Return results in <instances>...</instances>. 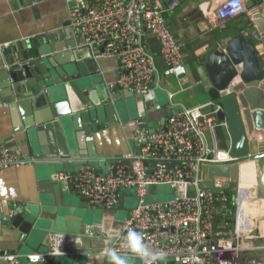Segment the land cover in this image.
I'll use <instances>...</instances> for the list:
<instances>
[{"label": "built area", "instance_id": "2783aa9c", "mask_svg": "<svg viewBox=\"0 0 264 264\" xmlns=\"http://www.w3.org/2000/svg\"><path fill=\"white\" fill-rule=\"evenodd\" d=\"M66 2L76 48H88L93 58H107L118 64L116 80L107 85L110 92L129 91L143 97L160 76L184 81L186 69L181 44L166 22V14L176 8V1L168 6L154 0ZM200 11L213 27L249 14L244 0H216L211 6L203 5ZM146 33L159 43V55L165 63L162 72L154 55L148 51ZM253 38L263 41L260 33L253 34ZM9 47L4 44L0 50ZM167 102L168 114L162 125L134 131L133 152L106 159L107 165L102 171L87 164L76 172L62 171L55 176L64 191L105 210L122 206L128 192L134 191L137 205L128 211L119 234L115 238L99 239L103 247L92 249L88 262L107 260L103 252L108 246L126 253L121 243L123 234L134 229L143 234L151 250L166 253L165 260L157 264H264V234L259 223L264 214L246 218V226L240 222L241 194L246 193L247 200L254 199L253 187L244 190L240 186L239 168L243 162L252 160V155L236 159L229 149H220L216 132L223 123L215 116L221 109L217 102L190 108L177 102L172 93L167 94ZM205 107H211L212 111L204 114ZM249 139L256 142L259 137ZM259 145L262 151L259 149L257 154H264V144ZM51 158L21 157L0 143V172L43 160L53 161ZM231 166L238 168L234 190L229 188L228 179H206L209 167ZM205 182H210L211 186L204 187ZM160 185L175 189L178 198L147 203L149 190ZM232 191L235 192L234 205L229 198ZM189 193L193 196L188 197ZM49 239L50 247L45 253L26 256L15 251L2 253L0 262L21 264V258H25L27 264H46L51 258L73 255V246L95 240L97 235L94 230H85L78 235L54 233ZM132 260L136 264H148L138 256Z\"/></svg>", "mask_w": 264, "mask_h": 264}, {"label": "crops", "instance_id": "0c3cea01", "mask_svg": "<svg viewBox=\"0 0 264 264\" xmlns=\"http://www.w3.org/2000/svg\"><path fill=\"white\" fill-rule=\"evenodd\" d=\"M154 1L162 6L177 2L176 8L167 12L166 22L181 44L183 63L186 69L184 81L174 77L161 76L155 79L153 83L156 89L163 91L166 98L168 93H172L177 102L190 108L200 107L211 102L208 97L210 84L204 68L206 58L213 51H223L229 41L238 34L246 35L253 44L256 54L259 56L260 68L264 69V43L262 40L253 38V34L259 32L252 23L258 12L264 19V0H244L249 8V14L240 15L215 27L208 19L203 18L200 10L203 5L211 6L216 0ZM250 9H256V11L252 12ZM46 35H55L57 44L61 45L73 40L68 22L66 0H0V46L9 44V48L17 47L20 41ZM145 41L148 51L154 55L155 63L159 71L162 72L165 69V63L159 55L158 41L149 33H146ZM39 42L44 47L47 46L44 38L39 39ZM67 52L68 50L61 53L50 54L49 52L43 57V60L52 59L53 56L63 55ZM89 61L91 63L85 66L88 72L83 68L85 74L81 76L77 87L84 88L93 95L94 99L99 98L100 91L107 90L110 94L117 93L110 92L107 88V85L114 82L118 76L117 62L107 58L93 57ZM63 63H66L65 57L58 59L52 69L62 72ZM67 65L72 66L71 63H67ZM78 65L79 63L76 66L79 67ZM2 83L0 79V143L15 155L31 159L38 158L37 155L44 152L41 147V133L31 132L24 128L19 132L14 131L8 105L3 104L7 101L4 100L5 96L1 95L4 92L1 89ZM64 85L69 86L68 83ZM64 85L60 87L62 100L66 98ZM68 95L72 101H76L75 91L69 90ZM130 104L133 110L127 118L133 120L122 124L118 123L117 126L97 134L72 130L70 133H66L65 137L72 144L74 143L73 150L77 155L75 159L70 157V160L66 162L71 170H62L63 166L59 165L61 160H43L36 164L16 166L0 172V254L13 252L11 248L14 239L18 236L11 228L9 219L13 217V209L19 212L24 221H30L34 227V229L32 227L30 236L21 240L28 241L30 248H23L20 255L31 254L29 249L32 250V253H45L50 247L49 238L54 233L78 235L85 230H94L97 239L86 240L82 244L93 242L96 247L102 244L99 239L115 238L119 234L121 224L127 217L121 214L119 210L121 206L114 210L91 207L89 203L84 202V198L64 191L61 185L55 181V176L62 171L76 172L81 164L89 162L94 163L102 171L107 165L106 159L133 152V133L141 124H137L140 119L137 120L134 117L137 112L136 106L132 102ZM158 106L156 101L146 103L144 106L146 114L144 125L148 129L162 125L168 114L167 107L160 110ZM127 110L129 109L127 108ZM59 133L64 140L61 132ZM76 134L79 137L76 138ZM216 135L219 146L224 148L221 131L217 129ZM249 137L251 136L248 135V139ZM257 141L251 142L252 145L249 146L252 149L250 151L249 148V154L252 156L262 151L259 143L264 144V136L259 137ZM256 167L254 161H250L249 165L244 166L241 188L247 189L253 186L252 179L258 176L255 173ZM251 192L254 194L253 189ZM129 195L128 193L126 198H130L131 195ZM246 196V193L241 194L243 204L247 202L248 205V203L256 202H248ZM263 201L258 203H263ZM124 204L125 202L122 206ZM88 264H110V261L99 260L95 263L88 262ZM131 264H136V262L132 260Z\"/></svg>", "mask_w": 264, "mask_h": 264}, {"label": "water", "instance_id": "95a60500", "mask_svg": "<svg viewBox=\"0 0 264 264\" xmlns=\"http://www.w3.org/2000/svg\"><path fill=\"white\" fill-rule=\"evenodd\" d=\"M250 10L256 11V9ZM258 13L252 23L255 29L263 35L262 42L264 43V19ZM41 38L45 39L47 46L41 45L39 42ZM55 38V35H46L20 41L17 47L1 51L0 79L3 82L1 89L4 91L1 95L5 96L4 100L7 101L3 104L8 105L15 132L24 128L31 132L41 133V147L44 152L37 155L38 158L52 157L54 161L61 160L59 165L63 166L62 170H71L66 162L70 160V157L75 159L77 155L73 150L74 143L72 144L65 137L70 130L97 134L117 126L118 123L133 120L132 118H121L119 105L124 100L125 103H134L137 108L134 117L137 120L140 119L139 128H145V104L156 101L159 105L158 109L162 110L166 109L168 102L166 94L156 89L154 83L149 86V93L143 97L129 91L110 94L106 90L100 91L99 98L94 99L93 95L84 88L77 87L81 76L85 74V66L91 63L89 60H92V52L88 48L77 49L73 40L63 45L57 44ZM65 50L68 52L63 55L43 60L49 52L50 54L61 53ZM63 57L66 58V63L62 65L63 71H54L52 68L58 59ZM67 63H71L73 67L66 66ZM78 63L80 68L76 66ZM204 68L210 84L208 97L211 102H217L221 106L215 116L218 122L223 123L218 128L221 131L223 145L230 150L233 158L245 159L249 155L251 144L248 135L253 136L264 129V69L260 68V60L255 47L246 35L238 34L229 41L223 51L216 50L208 54ZM86 72H88L87 69ZM65 83L69 86H65ZM61 85H64L66 96L64 100L61 99ZM69 90L75 91L76 101L69 98ZM211 111V107L202 109L204 114ZM58 130L64 140L60 137ZM77 137L79 135L76 134ZM251 159L261 161L257 189L264 199V154H254ZM87 164L95 166L92 162L81 164L77 171ZM205 174L208 181L214 177L225 178L229 180L231 190L236 188L237 166L209 167ZM210 186V182L204 183V187ZM128 193L131 197L125 199V207L121 212L125 217L128 211L137 205L132 197L134 191L130 190ZM192 196V193L188 194V197ZM175 198H178L175 189L160 185L154 190H149L146 202L153 204ZM84 202L88 203V200L84 199ZM124 209L127 212H124ZM12 214L13 217L9 218L11 228L18 236L14 239L11 250L21 254V250L28 248L30 244L28 241L21 240L30 236L33 225L28 220L24 221L15 209ZM102 247V244L96 247L93 242L78 244L72 247L73 255L54 257L46 264H88V254L92 252V249ZM29 252L32 253V250L29 249ZM254 260L258 261L259 258H254ZM21 262L27 264L25 258H21ZM0 264L3 263L0 262Z\"/></svg>", "mask_w": 264, "mask_h": 264}, {"label": "clouds", "instance_id": "9594fccd", "mask_svg": "<svg viewBox=\"0 0 264 264\" xmlns=\"http://www.w3.org/2000/svg\"><path fill=\"white\" fill-rule=\"evenodd\" d=\"M121 243L127 249L126 253L122 254L111 246L104 249L103 254L110 264H131L133 257L137 256L148 261V264H157L158 261L162 262L166 258V253L162 250H151L145 244L143 234L134 229H128L123 234Z\"/></svg>", "mask_w": 264, "mask_h": 264}, {"label": "rangeland", "instance_id": "374dc122", "mask_svg": "<svg viewBox=\"0 0 264 264\" xmlns=\"http://www.w3.org/2000/svg\"><path fill=\"white\" fill-rule=\"evenodd\" d=\"M127 108L129 109V110H127ZM119 109H120V115H121V118H127V116H128V114H131L132 113V110H133V108H132V105L130 104V102H127V103H125L124 104V102L121 104V105H119ZM128 112V113H127ZM250 145H252V143L250 144ZM220 149H226L225 147L224 148H222V147H220ZM252 149L250 148V151H251ZM257 154V153H256ZM255 163H256V165H257V167H256V169L258 168V176H259V173H260V166H261V161H255ZM258 176L256 177V178H253L252 179V181L254 182H252L253 183V190H254V194H252V198L254 199V200H248V202L249 201H256V202H254V203H248V205H247V202L246 203H244L243 204V202H241V214H240V222H242V223H244L245 224V226L247 225L246 224V218H256V217H258L259 215H262V214H264V202L263 203H258L259 201L258 200H264L260 195H259V192H258V189H257V185H256V182H257V179H258ZM242 188H244V187H242ZM248 189V188H247ZM247 189H244V190H247ZM243 194V193H242ZM133 198H134V196H132ZM247 197V196H246ZM229 198H230V201H232V204L234 205V203H235V192L234 191H232V192H230V195H229ZM134 200L136 201V199L134 198ZM133 200V201H134ZM133 201H131V204H133ZM169 201V200H168ZM261 202V201H260ZM256 204H258V205H260L259 206V208L257 209V205ZM244 205V206H243ZM246 205H247V207H246ZM123 207H125V206H121L120 208H119V210L122 212L123 211ZM242 207H243V209H242ZM124 212H127V210H125L124 209ZM246 212H247V214H246ZM122 214V213H121ZM123 215V214H122ZM259 223L261 224L260 225V227H261V230H262V232H263V234H264V216L261 218V219H259Z\"/></svg>", "mask_w": 264, "mask_h": 264}, {"label": "bare ground", "instance_id": "6f19581e", "mask_svg": "<svg viewBox=\"0 0 264 264\" xmlns=\"http://www.w3.org/2000/svg\"><path fill=\"white\" fill-rule=\"evenodd\" d=\"M259 132H257V133H255L254 135H253V137H261V136H264V129L258 134ZM252 162V160H247V161H245V162H243L242 164H241V166H240V168H239V174H240V180H239V183L240 184H242L243 183V170H244V166H246V165H249V162ZM247 168H249L248 166H247ZM255 173L258 175V170L257 169H255ZM264 202V201H263ZM260 204V203H259ZM257 205V209L259 208V206L260 205H258V204H256ZM244 206V205H243ZM242 209H243V207H242ZM246 214H247V212H246ZM263 230V229H262Z\"/></svg>", "mask_w": 264, "mask_h": 264}]
</instances>
